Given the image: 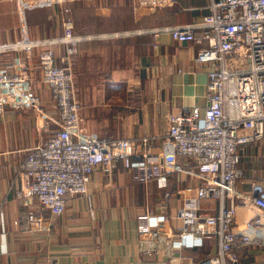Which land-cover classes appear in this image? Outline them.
<instances>
[{"label": "crops", "instance_id": "crops-1", "mask_svg": "<svg viewBox=\"0 0 264 264\" xmlns=\"http://www.w3.org/2000/svg\"><path fill=\"white\" fill-rule=\"evenodd\" d=\"M210 2L172 0L149 13L134 10L133 0H0V45L60 37L64 22L73 23L72 34L80 38L53 49L57 64L72 72L80 139L147 137L166 162L163 186L157 179L136 181L132 159L102 164L87 194L69 195L63 212L52 216L50 230L30 229V214L49 212L34 197L18 196L25 179L20 165L30 148L55 133L58 115L37 63L43 46L0 52V70H8L17 55L31 65L33 91L40 98L39 108H7L0 115V264H195L217 251V237L179 242L184 223L180 191L200 179L195 164L176 156L167 139L170 115L207 105L209 66L194 59L200 43L180 42L167 32L138 33L199 21ZM236 57L246 66L244 57ZM238 165L243 175L235 182L234 196L223 201L236 212L234 229L262 212L249 198L264 197V131L240 146ZM220 207L219 200L205 199L199 214L217 215ZM158 218H165L164 228L140 241L138 226L155 229ZM235 252L237 264H264V245Z\"/></svg>", "mask_w": 264, "mask_h": 264}, {"label": "built area", "instance_id": "built-area-1", "mask_svg": "<svg viewBox=\"0 0 264 264\" xmlns=\"http://www.w3.org/2000/svg\"><path fill=\"white\" fill-rule=\"evenodd\" d=\"M66 1V0H58ZM172 0H133L136 11L153 13ZM65 35L37 42L0 45V52L43 46L37 63L42 82L50 88L57 111L58 128L46 141L30 148L20 165L24 183L18 196H32L49 212L29 215V228L50 230L52 216L61 214L69 195H86L93 172L102 164L117 159H132L134 179L166 181L163 151L150 146L147 137L100 138L84 140L79 135V104L74 97L73 76L69 67L59 66L53 46L80 37L72 34L71 20L64 22ZM200 30L201 34L196 35ZM159 35L167 32L180 42H196L201 47L195 61L209 66L206 84L208 102L204 108L180 109L170 115L167 139L179 158L195 164L200 183L181 191L183 226L179 242L185 237L218 238V249L195 264H237L236 249L264 245V197L253 195L249 202L261 213L244 219L233 228L235 210L225 207V198L234 196L235 182L243 175L238 165L242 144L259 139L264 131V0H211L209 12L199 21L139 30ZM235 55L247 60L246 66L227 67ZM40 107L33 91L31 65L20 55L9 69L0 70V115L5 110H29ZM250 129L249 134L240 129ZM153 158V159H151ZM168 197L169 193L166 192ZM219 200L217 215L201 216L200 201ZM165 218L155 220L156 228L141 223L138 238L148 240L160 229ZM262 227V229H261ZM256 230L255 234L245 230ZM262 230V232H261Z\"/></svg>", "mask_w": 264, "mask_h": 264}, {"label": "rangeland", "instance_id": "rangeland-1", "mask_svg": "<svg viewBox=\"0 0 264 264\" xmlns=\"http://www.w3.org/2000/svg\"><path fill=\"white\" fill-rule=\"evenodd\" d=\"M245 64V60L240 59V58H228L227 59V67L228 68H236L239 65Z\"/></svg>", "mask_w": 264, "mask_h": 264}]
</instances>
